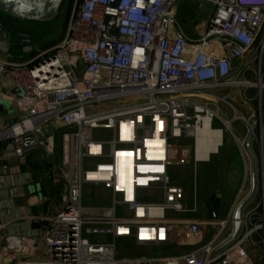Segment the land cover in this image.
I'll use <instances>...</instances> for the list:
<instances>
[{"label": "built area", "instance_id": "1", "mask_svg": "<svg viewBox=\"0 0 264 264\" xmlns=\"http://www.w3.org/2000/svg\"><path fill=\"white\" fill-rule=\"evenodd\" d=\"M181 1L73 0L61 42L29 63L0 59V76L22 90L16 101L22 116L0 127V144L8 143L0 160L37 150L50 158L59 131L65 186L60 211L28 218L49 222L43 243L7 236L0 264H257L260 257L264 264V0H197L213 12L196 39L177 23ZM234 86L259 91L260 115L234 117L250 132L258 121L259 197L245 209L237 239L218 251L232 237L235 212L251 190H240L223 220L181 219L197 209L188 208L186 190L170 169L180 165L173 157L178 143L194 139L197 146L206 122L221 132L218 149L224 146L232 122L221 120L224 129H216L219 116L199 100H223L215 93ZM88 187L109 192L110 204L84 206ZM147 191L161 199L146 200ZM173 228L200 246L173 256L119 250L118 240L145 249L168 245ZM210 228L215 236L203 242ZM4 229L0 218V233ZM84 234L114 241L92 243Z\"/></svg>", "mask_w": 264, "mask_h": 264}, {"label": "crops", "instance_id": "2", "mask_svg": "<svg viewBox=\"0 0 264 264\" xmlns=\"http://www.w3.org/2000/svg\"><path fill=\"white\" fill-rule=\"evenodd\" d=\"M188 1L192 2L193 0ZM0 24V59L13 63H29L33 61L40 54L61 42L65 36L64 33L63 36L55 42L43 45L42 42L44 38L41 39V37L37 36H41L42 31H45L44 28L48 29V27H50L48 25H23L1 16ZM18 33L25 34L31 37V39L26 43L24 39L17 36ZM190 37L194 39L199 38L194 36ZM252 92L253 90L243 86L229 87L219 91L217 96L229 103L231 108L217 105L218 103L211 98H201L199 101L217 113L219 118L214 121V127L216 129H221V127L224 126L221 120L233 123L235 115L254 118L253 113L255 112L254 104H256L257 90L255 94H252ZM20 96H22V90L13 87L4 76H0V127L13 124L22 116L20 108L16 104L17 98ZM59 134L60 132L58 131L55 152L50 158L47 157L45 151L37 150L23 159L16 158L15 156H6L4 159L0 160V218L5 224V229L0 233L1 245L5 244V238L10 235L33 237L40 243H43L49 222L47 220L32 222L28 218H48L63 208L65 186L60 179L62 169L61 163L63 160V141ZM249 134V132L248 134L246 133L242 138H238L234 134L240 150L241 147L243 150L246 149L247 152L244 153L247 156L248 150L246 142ZM253 142L252 144H254ZM7 145V142L1 143L0 149H4ZM177 147V151L173 152V157L178 159L180 165L175 167L181 170L182 165H188V189L186 188V182H182V179L178 178L177 173H174L175 167L170 169V175L175 184H179L187 190L186 205L188 208H193V206L196 205L197 209L195 213L181 214L179 217L181 219L183 217L185 219L194 220L204 218L210 220L225 219L235 205L239 193L233 200L232 207L228 213L224 215H221L222 212L218 206L219 202L217 201L218 197H216L217 200L214 197H210L208 199L209 206L210 200L212 199L217 207L215 216L212 213V216L209 218L206 216L207 209L205 208L206 203L204 200L205 191H203L202 187V181L204 179L203 174L213 170L214 162L212 161L215 157H220L221 148L218 152H210L208 154V159L201 160L199 158L197 162L195 160V151L198 154V145L196 146L194 139L182 140L178 143ZM242 188L245 191L248 189L247 181L244 182ZM104 191L105 190H103V192ZM105 193L108 194L109 201L110 194L107 191H105ZM187 194L189 199L187 198ZM144 196L146 200L157 201L161 199V196L156 191H147L144 193ZM170 237L168 245L155 249L147 248L150 249V251L142 247L138 248L132 239L118 240V247L121 253L130 256H139L153 255L154 251H163L164 249L173 250L175 252L178 251V255H183L189 253L182 252L183 248H191L194 250L196 247L200 246V241L185 234L181 228H173ZM206 237L207 236L203 239L204 242H206ZM107 239L111 240L109 243L114 241L110 236L103 238V240ZM132 247H137L140 250L132 252Z\"/></svg>", "mask_w": 264, "mask_h": 264}, {"label": "rangeland", "instance_id": "3", "mask_svg": "<svg viewBox=\"0 0 264 264\" xmlns=\"http://www.w3.org/2000/svg\"><path fill=\"white\" fill-rule=\"evenodd\" d=\"M72 4L73 0H66L65 5L63 7L62 13L59 17V19L48 26V29L44 28L45 31H42L41 39L44 38V41L42 42L43 45L53 43L56 40L60 39L63 34L65 33V30L67 28V24L69 21V17L72 11ZM180 8V9H179ZM178 8V14H177V23L183 28L184 32L188 36H194L199 37L203 34L206 26V20L210 16V14L213 12V7L211 5H206L205 3H201L199 1L193 0L192 2H189L188 0H182L180 2ZM40 41V40H39ZM240 90V89H239ZM252 94L256 93V104H254L255 108L254 111L256 114L260 115V108H259V92L258 89L254 88ZM216 92L215 95H218ZM262 99L264 100V91ZM215 102H217V105H223L226 107H230V104L223 100L216 99ZM264 109V105H263ZM100 110V108L98 109ZM97 110V111H98ZM221 129H224V126L221 127ZM224 146L221 148L220 151V157H215L212 162H214L213 170L209 173L203 174V191H205L204 200H205V208L207 209V214L209 218L212 216V212L209 206V198L218 197L216 200L219 202V207L222 212L221 215H224L225 213H228L230 208L232 207V202L238 195L239 191L241 190L243 184L245 181L248 183V189L247 194L251 190V180H252V171H251V163L249 157L244 153L243 148L239 147V144L237 143L236 139L234 138V135L232 134V131L230 129H224ZM232 130L233 133L238 137L242 138L246 133H250L248 126L243 121H237L232 123ZM254 144H252L253 152L257 158V162L259 161V146L258 141L253 140ZM242 164V165H241ZM188 165H182V169L176 168L174 170V173H177L178 178L182 179V182H186V188L188 189V177H187V168ZM258 181L259 174H258ZM186 190V189H185ZM187 191V190H186ZM85 200H84V206L87 207H103L106 206L109 203L108 201V194L103 192V189L98 188H86L85 189ZM259 195H257L252 202L250 206H253L256 204L257 199ZM187 198L189 199V196L187 194ZM217 207V206H216ZM121 214V211L118 212ZM210 230V235L206 237V242L210 241L215 236V231L213 229ZM208 230V231H209ZM206 236V235H205ZM204 236V237H205ZM84 237L89 239L90 242H106L109 243L111 241L110 239L103 240V238H97L95 236H88L84 234ZM204 242V241H203ZM176 245V244H175ZM170 246V245H169ZM139 248V247H138ZM137 247H132L131 251L136 252L138 249ZM145 249V248H144ZM180 249V248H177ZM147 251H150V249H146ZM145 250V251H146ZM193 249L191 248H183L182 252H190ZM250 250V249H249ZM154 256H173L178 255V251L175 252L173 250L164 249L163 251H154ZM257 264H263L262 257L259 258L257 261Z\"/></svg>", "mask_w": 264, "mask_h": 264}, {"label": "water", "instance_id": "4", "mask_svg": "<svg viewBox=\"0 0 264 264\" xmlns=\"http://www.w3.org/2000/svg\"><path fill=\"white\" fill-rule=\"evenodd\" d=\"M66 0H0V16L3 18H9L19 24L28 25H43L47 26L55 23L63 10ZM114 18L108 17L106 19L107 24H114ZM1 26V24H0ZM16 35V34H15ZM17 36L24 39V42H28L31 37L18 33ZM28 38V39H27ZM27 39V40H26ZM258 126V121H255L252 125V131L247 138V150L248 156L251 163L252 171V189L249 196L239 205L235 212V227L232 237L219 248L221 251L230 243L235 241L240 235L242 230V216L245 209L253 201L257 195L259 188L258 181V163L257 158L252 149V142L254 139V134ZM37 135L40 139L45 138L43 130H38ZM210 209L212 213L216 214V204L213 200H210Z\"/></svg>", "mask_w": 264, "mask_h": 264}, {"label": "bare ground", "instance_id": "5", "mask_svg": "<svg viewBox=\"0 0 264 264\" xmlns=\"http://www.w3.org/2000/svg\"><path fill=\"white\" fill-rule=\"evenodd\" d=\"M221 142V132L211 129L209 123L206 122L204 130L198 138V157L201 160L208 159L210 152H218Z\"/></svg>", "mask_w": 264, "mask_h": 264}, {"label": "trees", "instance_id": "6", "mask_svg": "<svg viewBox=\"0 0 264 264\" xmlns=\"http://www.w3.org/2000/svg\"><path fill=\"white\" fill-rule=\"evenodd\" d=\"M122 254H125V253H122Z\"/></svg>", "mask_w": 264, "mask_h": 264}]
</instances>
